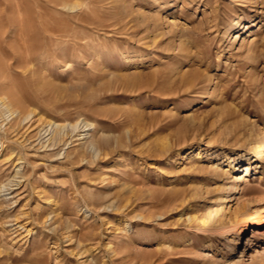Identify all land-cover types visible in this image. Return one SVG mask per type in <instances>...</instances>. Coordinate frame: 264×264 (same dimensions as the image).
<instances>
[{"label": "rangeland", "instance_id": "1", "mask_svg": "<svg viewBox=\"0 0 264 264\" xmlns=\"http://www.w3.org/2000/svg\"><path fill=\"white\" fill-rule=\"evenodd\" d=\"M242 203L264 0H0V264H264Z\"/></svg>", "mask_w": 264, "mask_h": 264}, {"label": "bare ground", "instance_id": "2", "mask_svg": "<svg viewBox=\"0 0 264 264\" xmlns=\"http://www.w3.org/2000/svg\"><path fill=\"white\" fill-rule=\"evenodd\" d=\"M257 151H260V150L258 149ZM247 160H248V158L246 157V158H244L243 161L245 162ZM241 205H243V203ZM244 205L242 207V210L239 209V211H238V209H235V211H234L235 215L234 216H236L235 217L236 219L232 221L230 229H231V236L238 238L240 232L242 230L246 229L247 222L250 221V218L249 219H247V218L253 217L254 218L253 224H250V226H253V228L251 230V237H249L245 240V246L248 247V245H251V243L253 242L252 239L254 237L256 238L257 236H261V237L264 236V229H263V231L260 230V227L264 225V209H263L264 207L262 209L255 208L253 211H249L247 209V207L244 208ZM252 212L254 213V215H252L253 214Z\"/></svg>", "mask_w": 264, "mask_h": 264}]
</instances>
